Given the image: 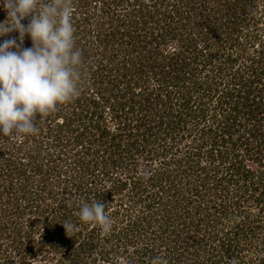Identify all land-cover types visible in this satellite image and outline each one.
<instances>
[{"label":"rangeland","instance_id":"374dc122","mask_svg":"<svg viewBox=\"0 0 264 264\" xmlns=\"http://www.w3.org/2000/svg\"><path fill=\"white\" fill-rule=\"evenodd\" d=\"M46 1L47 0H39L40 3H48ZM256 1V11L251 10V15L249 14L248 16H245L247 18V22L245 24L249 26L245 27V24L243 23H241L242 25H237L238 29L241 27L242 31H239L240 34H238V32H232L231 28L228 29L226 25L223 26L221 24L220 26V22L215 21L211 23L210 28L201 32H204V34L208 33V35L212 36L211 39L208 40L209 42H203L204 34L199 33L198 29L185 19H177L178 21L175 20L174 23L172 22L174 24L172 26L174 29L173 33L177 34L178 37H175L174 39H172V37H168L169 41L165 44V48L159 49L161 50L160 52L163 50L162 53L164 56L173 52H186V54H189L186 56L188 57L187 61L189 62L190 60L195 59V52L193 51L194 48H197L198 50L203 49L205 43H212L214 46H211L210 48L213 50L212 55L214 56L212 62L206 63L195 59L194 63L191 64V67H193L194 70L189 73L190 76L185 74L188 80L180 82L179 84L177 83L178 81H176V79L171 77L172 74H168L167 77H164V72H160L162 66H164V71H167V69L170 68L169 60H163L159 56H149V49L142 51V53H130V47L128 50H126L124 46L111 45L112 47H109L101 45V43L99 44L97 40L98 38H96L97 35L95 30H97L96 27H98L100 23L102 25L103 23L102 20H100V15L96 16L97 12H95L94 6L93 9L90 8L91 18L89 24L86 25L87 28L85 29L90 31L91 35L87 38V42L85 43V50L88 57H84L82 55V64L80 65V93H87V98L85 97L87 100H94L102 97H105L106 99L108 98V100H99L100 105H98L96 108V106L91 105L88 101L82 98L80 102V106L82 108H80L76 103V99H79V96H82V94H80L70 102L58 105L55 111L50 112L46 116L41 115L39 118V115L37 114L36 126L41 124L43 125L42 128L44 130V134L40 136V143L42 144L43 150H45V146L47 147L48 143V129H54V124L56 125L58 121V113H63L72 118L73 111L76 112L75 109L78 108L79 111L84 109L85 112H88V117L86 119L84 118L83 121L71 120L73 123L70 129L66 131L67 133L65 135L68 134L67 137L69 140H71V138H75L80 134L82 139L81 141H85L86 143L94 146V149L99 148V151H103L104 154L100 155L97 161L99 162L100 167H104L105 165L110 166L113 159L119 157V155L122 157L120 150L114 147L110 148L111 143L118 141V139H111L112 137H109L110 134H104L103 131L107 132L109 131L108 129H110L114 135L123 134L127 141L134 143V147L131 148V151H129L130 154L125 152L123 154V159L120 160V162L123 163L122 166L124 167V170L120 168L112 169L111 175H109L110 177L116 178V176H120L123 181H127V183L130 185H132L131 181H135L136 179L139 180L140 178L142 181V187H145L146 183L143 181L147 180V178L150 177L152 173L158 171L162 172L166 178H168L166 176L168 175L174 182L180 179H187L190 181L192 180L191 184L195 183V174L189 175L188 173L196 169L198 175L203 177V174H200L199 170L212 166V164H210L206 158L207 150L205 149V146L202 145V142L206 143L205 140L207 141L209 139V133L207 129L211 126H215V122H212V120L214 119V116L218 114H214V109L212 108L217 107V102L219 100L217 97H214L213 93L207 92V89L205 88L207 85H218L220 83L222 84V87H226L228 85L237 86L238 80L231 76L233 73V70H231V65L228 64L229 62L225 61L224 59H226L228 55H233L235 58L237 55H239L243 56V59L245 60L248 52L251 55L253 50L257 48L255 46L256 42L259 40H264V2H262V0ZM74 2L75 0H71L73 5V13H77V16H80L84 11H82L80 8H76ZM125 10L126 9L123 10L121 8L117 9V13L120 14V18L123 19L125 23H127L130 19H132L134 22V19L136 18L126 15ZM175 10L177 9L175 8L172 11L175 12ZM192 19L196 21L194 18ZM29 21L30 17L27 19L25 24H27ZM254 21L256 23H254ZM74 25L75 27L77 26V24ZM109 26L110 24L108 26L107 24L105 25L106 28ZM237 26L232 27V29H237ZM214 29L217 30L215 33H213ZM247 34H249L250 38L246 37ZM16 35L18 34L15 32L11 33V36ZM254 35L256 36V39L253 38ZM216 36L218 37L216 38ZM213 38L215 40H213ZM26 39H28L27 36H25L23 41L24 43L31 41L30 39L26 41ZM233 40L235 41L233 42ZM246 40H250L249 44H247V47L245 48L242 46L240 50H237L239 49L238 43L245 44ZM76 47L80 50L82 49L79 47V45ZM104 48H106L107 53L104 52ZM192 52L194 53L192 54ZM239 61L245 65H250V61L248 60L243 61L240 59ZM240 62L237 64L240 65ZM238 65L235 66V70L238 68ZM218 69H221L223 72H220ZM221 74L225 76L223 83L220 79ZM198 85H202L203 89L199 90ZM188 98H192L189 107L193 108L196 107V99H200V101H202V107L205 110V121H199L201 119V115L199 116L198 112H196V118L192 117L191 115H187L189 110L186 109L183 104H186L185 102L188 100ZM221 100L223 102V99ZM232 103L234 102H231V104ZM225 106L226 108L229 107L228 104H225ZM180 111L187 115L185 124H188V130L185 128V132L180 131L181 136H185L184 143L186 141H188V143L191 141L194 144V146L192 145L193 149H186V151L192 150L193 159H191V164L184 165L181 163V167L176 165L174 162V160H178L180 157L183 158V155L181 154L183 151L180 152V149L183 147V145L178 140L181 136H175L178 133L175 131L173 132L171 128L168 129V122L170 121L171 116H177ZM90 114H94L95 116L91 117ZM53 119L56 120V123L53 122ZM51 120L52 123H50ZM172 125L174 126V124ZM180 126H182V124H180ZM192 126L193 128L191 129L190 127ZM198 129L201 130L197 132ZM189 130L193 131L192 134ZM101 132H103L104 136L100 135ZM187 132H189V135ZM233 134L235 135V133ZM5 137L8 136L4 135V138ZM102 142H107L106 146L101 145ZM18 145L19 144L15 143L12 138L8 137L7 140H3V135H0V152H5L8 154L7 151L13 147V150L11 151L21 154L19 156H22V153L25 152V147L23 148L24 150L20 151L19 153L17 149ZM249 145V147L252 148V150L249 152H246L245 146L242 147V152H240L239 155L241 157L245 156L246 158L241 159L239 157L237 159L235 168L231 169L234 173L235 171H241L242 174H245V170H250L252 168L250 165L253 163L256 165L258 164L255 159H262L264 157V147L260 144L259 140L253 139ZM36 149L33 146L31 152L34 153ZM75 149L77 150V148ZM75 149H65L64 151L60 152V159L62 163L61 167L62 170L66 172L65 174H62V177H59L60 184L62 185L61 187L67 193L68 191H72L74 187H71L64 182L70 181L74 183V186L81 187L80 192L82 194H87L86 189L90 188V184L94 186L95 180H97L95 185H98L97 190H100L101 194L104 195V197L101 198V201L105 202V212L111 218L113 224L112 230L108 233H104L100 228L101 230L99 232V236L97 235V240H95V243L98 245V247L91 253H84L82 257L85 260V264H103L102 260L105 261L106 264H141L140 261H146L148 256L144 257V259L142 257L136 256L134 252H136V250L139 248H144L145 246L148 249L157 248V256L164 258L168 256V248L170 249V247L173 248L175 246L177 249H181V253H178V255L173 257L175 263L173 262L172 264H222L220 255H218L221 254V251L220 249L215 251L212 248L214 246H209V248H206L205 251L195 250L194 248H192L193 250L183 249L186 247L185 238L187 235L183 234L180 223L182 224L183 222L184 224L189 221V219L186 218L184 210L189 211L190 215H192L196 220H199L192 205L188 207L189 209L187 208L189 205L187 204L186 200L188 187L183 185L180 186L179 192L177 193L183 198L178 196L175 204H171L174 203V199L171 200L169 198L160 199L158 202L154 203L149 201L150 208L147 209L145 214L147 216V220H150L151 222V227L148 225H145L144 227L143 224L134 223L139 213H141L142 210L146 208V206L143 205V201L135 205L133 204L134 200H132V208L130 210L122 209V203L126 205L130 202L131 196L128 194L129 191L125 189L123 192L120 191V193H112L111 191L113 186L111 183L106 181V177L104 179L102 175L97 174L98 177H94L96 175L91 172L92 166L90 168H82L80 166L79 168H76L75 166H78L77 160L80 157ZM199 150L201 151V154H199ZM258 150L261 152V155L258 154ZM239 161H242L243 163H239ZM98 170L100 169L98 168ZM213 171L214 168L212 169V173L209 175L207 174L206 177L213 178L212 175L215 174ZM252 171V175H247L249 177L248 179H242H245L248 183L256 180V177L259 175L254 171L253 168ZM259 171L264 172V164L261 166ZM183 172H186V174ZM95 173L97 172L95 171ZM1 175L5 176H0V186L4 188L0 189L1 193H3L1 196V203L7 200L6 196H9L7 194H10L12 202H14V200L16 203L20 204L24 202L32 204L31 201L34 202V191H36L35 188H26L25 194H23L22 188L17 183L20 180L16 182L12 177L11 178L13 180H10L6 168H2ZM242 183L247 184L246 182L244 183L243 180ZM191 184H189V186H191ZM9 185L11 186L9 187ZM196 186H198V183L194 184V187ZM72 192L71 194L69 193V196L75 197L76 195L74 198L75 201L70 202L67 200L65 203L67 208L73 209L74 213L77 210V213H79L80 207L86 201L82 200V195H79L80 193L78 191L75 192L73 196ZM43 195V197L46 198V193ZM169 195L171 196V194ZM173 195L174 194H172V197ZM143 196H145V194H140L139 198H144ZM87 197H89V195H87ZM91 198H93L92 195ZM55 201L56 199L54 198L52 200H47L44 202V205L48 204L49 207H54L57 209L59 202ZM96 201L97 200H94L93 202ZM145 203L147 204L148 200H146L144 204ZM2 204H5V202ZM213 204L214 203L209 204L208 209H212ZM240 204V207L235 208L234 211L232 207H230L231 210L228 208L227 215H223L221 217V223L219 222L218 225L219 229L223 230L221 235L224 238L222 240H224L225 243H228L226 246L231 244L230 240H228V238H230L232 240V246L236 247L235 249H232L233 251L231 250L233 258L230 261L226 260L225 263L233 264L235 261V264H252L251 262L260 264L259 262L254 261V259L257 258V260H259L260 258L262 259L264 257V230H256L252 233H249L248 228H246L247 230L245 229L244 231L236 232L237 236L232 239L235 231H231V227L233 225L235 226L236 224H240L241 221H243L242 219L245 217V213L247 211L250 213V220L260 223H262L261 221L264 222V210L260 211V208L253 203L247 205L241 202ZM167 206H169L168 209H166ZM262 209H264V207ZM46 215L47 214H45L44 217L49 218L47 222L50 224V230L48 231L51 233L52 229L56 227L57 222L60 221V218H58L59 216L57 212L53 214L50 212L49 216ZM15 216L17 215L13 213V211L7 214L8 224L6 227L8 230H5V233L0 237V264H6L7 258L11 259L13 264H23V262L20 260V256L16 253L14 248L15 242L11 244V238L7 239V235L12 233L15 236L17 234L16 228L23 229L25 232H27V230L30 229L28 226V219L31 215L23 216L22 214L20 220L17 223L12 222ZM44 217L43 220L41 219V221H44ZM179 217H181V222H178ZM154 221L155 223H153ZM66 222L73 224L74 228L67 231V233L64 228L65 234L72 232H82L84 228L83 225L89 223L81 221L79 215L73 217V219L71 218L69 221L67 220ZM59 223L60 224L58 226L64 224L61 221ZM114 227H116V230H114ZM130 227L133 228L134 231L129 234L127 231H131ZM203 227L204 224L201 227L203 232H200L198 237L196 236L193 244H203L204 242L206 244L207 240L202 236H204L207 232H205L206 229ZM90 228L91 225H89V229ZM119 229H123V232H119ZM44 233L45 232H38L35 233L33 237L30 236V242L25 239V245L23 248L27 247L26 243H30L28 246L31 249L29 257L27 260H25V262L29 264H68L65 256L60 257L58 251L56 252L52 248H48L49 244L46 246L44 244L41 245L38 242L40 237H46L47 234ZM117 233H120V235L123 233L129 235L130 237L126 238L124 235L123 240L119 241L116 240ZM110 234H114V239L111 238ZM138 234L144 235L146 238L145 242L137 238L139 237ZM245 237H248L247 240H249L250 244L252 245L246 243ZM140 238L142 237L140 236ZM83 239H85V236H81L79 243H81ZM168 239L172 240L171 245L166 244ZM44 241H47V238H45ZM187 243L191 244L189 241H187ZM65 244V251H72L73 248H75V246L72 247L71 243L69 242ZM75 245H78V243ZM226 249H228V247H226ZM147 261L149 262V260Z\"/></svg>","mask_w":264,"mask_h":264},{"label":"trees","instance_id":"16d2710c","mask_svg":"<svg viewBox=\"0 0 264 264\" xmlns=\"http://www.w3.org/2000/svg\"><path fill=\"white\" fill-rule=\"evenodd\" d=\"M46 2H51V0H47ZM262 2H264V0H262ZM74 3L76 8H80L82 11H84L80 16H77V13H73V25L77 24L76 27L74 25L75 44L76 46L79 45V47L82 48V55L84 57H88L85 50V43L87 42V38L91 35V32L87 31L85 28H87L86 25H88L90 22V8L93 9L94 6L95 12H97L96 16L100 15V20H102L103 23V25L100 23V25L96 27L97 30H95L97 35L96 38H98L97 40L99 44L101 43V45L109 47L111 45L124 46L126 50H128L130 47V53H142V51L149 49V56H159L163 60H169L170 68H168L167 71H164V66H162L160 72H164V77H167L168 74H172L171 77L176 79L178 84L188 80L185 74L190 76L189 73L194 70L193 67H191V64L194 63L195 59H198L201 62L211 63L214 56L212 55L213 50L210 49L211 46H213L212 43H205L203 49L200 50L194 48L193 51L195 52V59L190 60L189 62L187 61L188 57H186L189 54H186V52H173L164 56L162 53L163 50L160 52L161 50L159 49L165 48V44L169 41L168 37H172V39L178 37L177 34L173 33L174 29L172 28L175 20L185 19L195 28H197L199 33L210 28L212 22L218 21L220 22V26L221 24L223 26L226 25L228 29L231 28L232 32H238V34H240L239 31L241 30V27L238 29L237 25L241 23L245 24L247 22V18L245 16H248L249 14L251 15V10L256 11L257 9L256 0H75ZM116 8H121L123 10L126 9V15L136 19H134V22L132 19H130L127 23H125L123 19L120 18V14L117 13ZM175 8L177 10L173 12L172 10ZM6 17V10L0 6V21L5 20ZM28 18L29 17H26L22 22L26 23ZM192 18H194L196 21H194ZM254 23L256 22L254 21ZM106 24L107 26L110 24V26L106 28ZM234 26H237L238 30H233L232 27ZM248 26L249 25L245 24V27ZM216 31L217 30L214 29L213 33ZM201 34H204V32ZM9 35L11 36V34ZM211 37L212 36L208 35V33L204 34L203 42H209L208 40L211 39ZM217 37L218 36H216V38ZM246 37L250 38L249 34H247ZM4 38L8 37H3L1 39ZM214 38L213 40L216 39ZM253 38L256 39V36L254 35ZM27 40H29V38L26 39V41ZM234 41L235 40H233V42ZM249 41L250 40H246L245 44L238 43L239 49L237 50H240L242 46L246 48L247 44H249ZM23 46L31 47V41H28L27 43L23 42ZM255 46L257 48L253 50V53L250 55L248 52L245 58V60L250 61V65H245L244 63L240 62V59L243 61L245 60L243 59V56L239 55H237L236 58L233 57V55H228V57L224 59L225 61L229 62L228 64L231 65V70H233V75L231 74V76L238 80L237 86L228 85L226 87H222V84L220 83L218 85H207L205 88L207 89V92L213 93L214 97H217L219 100L217 102V107L212 108L214 109V114L218 113L212 120V122H215V126H211L207 129L209 133V139L207 141L205 140L206 143L202 142V145H204L205 149L207 150V154L205 153L206 158L213 167L210 166L208 168L205 167L200 169V174H203V177L198 175L196 169L189 172V175L195 174V183L191 184L192 180L190 181L187 179H180L174 182L168 175H166L168 177L166 178L162 172L158 171H155V173H152L151 176L147 178V180L143 181L146 183L145 187H142V181L140 178L139 180L136 179L135 181H131L132 185H130L127 183V181H123L120 176H116V178L110 177L109 175H111L112 169L120 168L124 170V167L122 166L123 163L120 162V160L123 159V154L125 152L129 153V151H131V148L134 147V143L127 141L123 134L114 135L110 129H108L109 131L107 132L103 131L104 134H110L109 137H112L111 139H118V141L111 143L110 148L114 147L120 150L122 157L120 155L119 157L116 156L117 158L112 160L110 166L105 165L104 167H100L99 162L97 161L98 157L104 154L103 151H99V148L94 149V146L86 143L85 141H81L82 139L80 134L75 138H71V140L68 139V134L65 135L67 133L66 131L70 129L73 123L72 121H83L84 118L86 119L88 117V112H85L84 109L79 111L77 108L75 109L76 112L73 111L72 118L63 113H58L57 123L56 120L53 119V122L56 123V125L54 124V129H48V143L47 147L45 146V150H43L42 144L40 143V136L44 134V130L42 128L43 125L39 124V126H37L38 132L36 134L26 135L24 139L12 138L15 143L19 144L17 148L19 153L20 151H23V148L25 147V152L22 153V156H19L21 154L11 151L13 150V147L7 151L8 154L5 152H0V176L5 177L1 175V172L2 168H6L10 180L12 178H14L16 182L20 180L17 183L22 188L23 194H25L26 188H35L37 191H34L35 200L34 202L31 201L32 204L26 202L20 204L16 203L15 200L12 202L10 194H7L9 196H6L7 200L3 201L5 204H2L3 202L1 203V196L3 193L0 191V237L5 233V230H8L6 226L8 224L7 214L9 212L13 211V213L17 215L12 220V222L16 223L20 220L22 214L23 216L31 215L28 219V226L30 229H28L27 232H25L23 229L16 228L17 234L15 236L12 233L7 235V239L11 238V244L15 242L14 248L16 253L20 256V260L23 262V264H29L25 262V260H27L31 251L30 247L28 246L30 243H26L27 247L23 248L25 245V239L30 242V236L33 237L35 233L38 232H45L47 234L45 237L47 238V241H44L45 238L40 237L38 242L41 245L44 244L46 246L49 244L48 248H52L56 252L58 251L60 257L65 256L68 264H85V260L82 257L84 253H91L98 247V245L95 243V240H97V235L99 236L101 227L89 222L88 224L86 223L83 225L84 228L82 232L86 233L72 232L65 234L63 224L58 226L60 221L65 223L67 220L69 221L71 218L73 219V217L78 215L77 210L75 212L77 214H75L73 209L67 208L65 203L67 200L70 202L75 201L74 198L76 195L75 197L69 196V193L71 194L72 191V196L78 191L80 193L79 195H82V200L86 202L92 203L94 200H97L105 204L104 201H101V198H103L104 195L101 194L100 190H97L98 185H95L97 182L95 179L94 186L90 184V188L86 189L87 194H82L80 192L81 187L74 186V183L70 181L64 182L67 185L74 187L72 191H68L67 193L61 187L62 185L60 184L59 177H62V174H65L66 172L63 171L61 167L62 163L60 159V152L64 151L65 149L74 150L77 148V150H75L77 154H79L80 158L77 160L78 166H75L76 168H79V166L82 168H90L92 166L91 172L96 175L94 177H98L97 174L102 175L104 179L106 177V181L111 183L113 186L111 191L112 193H120V191L123 192L125 189L129 191L128 194L131 196L130 202L126 205L122 203V209L130 210L132 208V200H134L133 204L135 205L143 201V205H145L146 208L143 209L141 213H139L134 223L143 224L144 227L145 225L151 227V222L150 220H147V216L145 214L147 209L150 208L149 201L154 203L158 202L160 199L169 198L171 200L174 199V203L171 204H175L178 196L180 198L182 197L177 193L179 192L180 186L183 185L188 187V189L186 188L188 192L186 194V200L187 204H189L187 208L192 205L199 220H196L192 215H190L189 211L184 210L186 218L189 219V221L186 220L187 223L184 224L183 222L182 224L180 223L183 234L187 235L185 238L186 247L183 249L193 250L192 248H194L195 250L205 251V249L209 248V246H214L212 248L215 251L219 249L221 251V254L218 255H220L222 264H227L225 263L226 260L230 261L233 258L231 250L235 249L236 247L232 246V240L230 238H228V240H230L231 244L228 246H226L228 243H225L224 240H222L224 238L221 235L223 230H220L218 226L219 222L221 223V217L223 215H227L228 208L230 209V207H232L234 211L235 208L240 207L241 202L247 205L253 203L260 208V211L264 210L262 209L264 207V172L259 171L261 166L264 164V157L262 159H255L258 163L257 165L254 163L250 165L259 175L256 177V180L251 181L250 183H248L245 179L249 178L247 175L253 174L252 168L250 170H245V174H242L241 171H235L234 173L233 170H231L232 168H235V164H237V159L239 157L241 159L246 158L245 156L241 157L239 155V153L242 152L243 146H245L246 152L252 150V148L249 147V143H251L253 139L259 140L260 144L264 147V40L257 41ZM103 50L106 52V48ZM194 52H192V54ZM238 62L241 63V66L237 64ZM237 65L238 68L235 70V66ZM218 70L223 72L221 69ZM224 77L225 76L221 74L220 79L222 83L224 82ZM198 88L201 90L203 89V86L198 85ZM80 94H82V96H79V99H76V103L80 108H82L80 106V102L82 98L85 99L87 93ZM221 99H223V102ZM85 100L97 108V106L100 105L99 100H108V98L106 99L105 97H102L94 100ZM191 100L192 98H188V100L185 102L186 104H183L185 108L189 110L187 115H191L192 117L196 118V112H198L199 116L201 115V119L199 121H205V110L202 107V101H200V99H196V107L193 108L189 107ZM231 102L234 103L231 104ZM225 104H228L229 107L226 108ZM187 115L180 111L177 116H171V119L168 122V129L171 128L173 132L175 131L176 133L180 134H176L175 136H181L180 131L185 132V128L188 130V124H185ZM93 116L95 115L92 114L91 117ZM50 123H52V120ZM172 124H174V126ZM180 124H182V126H180ZM190 128L192 129L193 126ZM200 130L201 129H198L197 132ZM103 132H101V136H104ZM192 132L193 131H190L191 134ZM187 133L189 135V132ZM233 133H235V135ZM184 138L185 136H181L180 139H178L183 145V147L180 149V152L183 151L181 153L183 158L180 157L178 160H174L176 165L179 167H181V163L184 165L191 164V159H193L192 150L186 151V149H193L192 145L194 146V144L191 141L188 143L186 140L184 143ZM5 139L7 140L8 137L4 138L3 135V140ZM106 144L107 142H102L101 145L106 146ZM33 146L35 149L37 148L34 153L31 152ZM256 148L259 149L258 147ZM198 152L201 154L200 150ZM258 154L261 155L259 150ZM241 162L242 161H239V163ZM98 168L100 170H98ZM213 168V173H215L212 175L213 178L206 177L207 174L209 175L212 173ZM95 171L97 173H95ZM183 173L186 174V172ZM242 180L247 184H243ZM196 183H198V186L194 187V184ZM189 184H191L192 187L189 186ZM10 186L11 185H9V187ZM1 188L4 189L0 186V189ZM44 193H46L47 199L43 197ZM140 194H145V196H143L144 198H139ZM169 194H171V196ZM172 194H174L173 197ZM87 195H89V197H87ZM91 195L93 198H91ZM53 198L56 199L55 202H59L57 209L54 207H49L48 204L44 205L45 201L52 200ZM146 200H148V203L144 204ZM212 203H214L213 208L208 209V205ZM168 208L169 206H167L166 209ZM50 212L52 214L57 212L59 216L58 218H60V221L57 222L56 227L52 229L51 233L48 231L50 230V224L47 222L49 218L44 217L45 214L49 216ZM249 215L250 213L247 211L245 213V217L242 219L243 221H241L240 224H236L235 226L233 225L231 227V231H235L232 239L237 236L236 232L244 231L246 228H248L249 233H252L256 230H264V222L261 221L262 223H260L257 221H252L250 220ZM43 217L44 221H41V219L43 220ZM181 221V217H179L178 222ZM153 223H155V221ZM203 224V228L206 229L205 232L207 233L202 237L207 240L206 244L205 242L203 244H193L196 236L198 237L199 233L203 232L201 230ZM89 225H91L90 229ZM130 229L131 231H127L129 234L134 231L133 228L130 227ZM114 230H116V227H114ZM122 230L123 229H119L118 231L120 232ZM124 235L126 238L130 237L129 235L123 233L121 235L120 233H117L116 240L122 241ZM81 236H85V239L79 243ZM110 236L114 239V234H110ZM140 236L142 238H140ZM137 238L144 242L146 239L144 235L141 234ZM247 238L248 237H245L246 243L250 244V241L247 240ZM187 241L191 242V244L187 243ZM67 242L71 243L72 247L75 246L72 251L64 250L66 247L65 243ZM76 243H78V245H75ZM171 243L172 240L168 239L166 244L171 245ZM226 247H228V249H226ZM176 249L177 248L175 246L173 248L170 247V249H167L168 256L166 255V259L169 258L168 264H172L173 262L175 263L173 257L178 255V253H181V249ZM134 254L142 258L148 256L147 260H149V262L146 260L147 262L140 261V263L151 264V260L153 257L157 256L158 250L157 248L148 249L145 246L144 248L137 249ZM254 261L264 264V257L262 259L260 258L259 260L255 258ZM6 262V264H13V261L8 258L6 259ZM102 263L106 264V262L103 260ZM251 263L255 264L253 262Z\"/></svg>","mask_w":264,"mask_h":264},{"label":"clouds","instance_id":"9594fccd","mask_svg":"<svg viewBox=\"0 0 264 264\" xmlns=\"http://www.w3.org/2000/svg\"><path fill=\"white\" fill-rule=\"evenodd\" d=\"M7 17L0 21V135L24 139L38 132L36 117L80 95L82 52L75 44L71 0H0ZM30 17L25 24L22 21ZM16 36H10L11 33ZM27 36L31 47H24ZM79 218L112 230L105 204L83 203ZM67 231L74 225L65 222ZM151 264H168L161 256ZM235 264V261L233 262Z\"/></svg>","mask_w":264,"mask_h":264}]
</instances>
